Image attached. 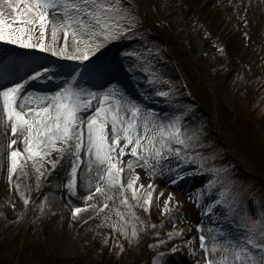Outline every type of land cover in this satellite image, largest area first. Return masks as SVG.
<instances>
[{
  "label": "snow or ice",
  "instance_id": "6c2138e0",
  "mask_svg": "<svg viewBox=\"0 0 264 264\" xmlns=\"http://www.w3.org/2000/svg\"><path fill=\"white\" fill-rule=\"evenodd\" d=\"M4 2L13 9L15 15L5 16L0 11V42L80 63L90 62V58L95 57L110 42L121 37L127 39L124 34L130 32L139 22L131 7L125 6L124 0ZM37 26L38 38L35 37ZM49 29L52 39L46 43ZM61 32L64 36L62 46L58 43ZM124 55L135 57L132 71L139 69L143 72L145 84L153 89L151 93L145 91V98L152 99L157 96L171 104L178 89L170 80L163 79L159 71L154 70L153 62L149 59L152 49L146 52L126 49ZM41 68L42 70L34 68L23 83H14L11 87L5 86L0 90L4 124L6 127L10 126L12 135L16 137L7 145L10 150L9 181L22 158L31 160L36 167L39 161L45 160L54 151L60 154L61 160L67 155L71 157L69 189H74L82 164L87 165L89 173L95 170V193L90 192L85 199L92 200L97 193L100 194L104 204L99 211H104L110 206L108 201L118 196L119 203L125 206L127 212L115 208V215L119 220L112 221L111 226L127 237L128 226L131 225V236L136 237V225L144 221L134 208L139 206L149 211L154 188L152 184L147 186L150 190L141 204L140 189H144V185L141 184L140 189L135 187L139 174H135L127 184L123 182L122 158L127 154L129 146L131 156L135 159L127 162L128 168L131 169L134 163L139 165L142 162L150 176L154 177L157 173L166 171L170 183L177 186L188 176L212 172L213 177L192 193L190 199L201 209L202 215L211 214L213 221L223 220L225 225H235V231L220 227L209 228L207 231L210 235L206 236L203 234L202 224L198 226L205 264H264V211H260L256 218L249 215L241 208V201L232 193L231 188L221 180V174L226 173L227 169L206 167L207 161L214 157L195 151L203 145L198 132L188 134L184 128L183 120L190 110L188 106H184L186 110L183 112L161 119L146 105L130 99L116 85L99 92L76 87L77 77L81 75L78 71L59 90L50 94L26 93L25 86L30 81L53 80L55 73L48 67ZM162 85H168L167 90ZM84 113L89 114L85 116ZM18 140L24 145L23 152L19 148L13 149ZM169 156L174 157L175 163L168 160ZM164 161L167 163H163ZM49 162L53 169L60 163L58 160ZM188 165L198 167L188 171ZM217 185L219 188L213 193ZM88 187H93L91 178L88 180ZM128 190L132 192L131 197L127 195ZM205 196L210 200L207 204L204 203ZM172 198V194H169V199L165 201V212L170 211L168 204ZM131 200H135L136 204H132ZM27 203L28 200L25 199V204ZM220 206L227 209L226 214H216ZM81 211V208H75L74 215ZM126 216L130 218L126 219ZM109 219L110 217H105V220ZM182 231L171 232L167 240H160L150 247L166 246L168 240L181 237ZM186 243L191 244L192 241ZM175 251L177 249L173 247L172 252ZM166 255L158 252L153 264H165Z\"/></svg>",
  "mask_w": 264,
  "mask_h": 264
},
{
  "label": "rangeland",
  "instance_id": "374dc122",
  "mask_svg": "<svg viewBox=\"0 0 264 264\" xmlns=\"http://www.w3.org/2000/svg\"><path fill=\"white\" fill-rule=\"evenodd\" d=\"M128 1L129 5L125 4V6L130 7V5H134L135 9L145 13L147 18H153L154 26L158 28L159 32H161V36L165 40L169 39L172 41V45L176 48V50L183 51L184 53L186 52L192 66L197 72V81L199 85H203V90L207 93L211 106L215 107L218 103L229 104V101L239 88L250 84V82L257 81L261 75L264 74V43L261 45H255L253 51L249 54L248 59L241 60L238 56L239 54L237 53L232 55L227 54V47L223 39L224 36L229 37L228 34L234 27L238 28L241 26V37L244 40H249L251 37V23L247 16H245V13H240L242 19V22H240L235 19L232 20L231 15L233 14L225 12V15L214 25L210 24V22L206 19L207 16L202 15V12L208 15L212 8L214 9L217 5H221L222 3L226 4V0H195V8L188 5V3L186 4L185 0H175L177 3L176 9L179 13L181 12V8L189 13V22L192 24L191 26H188L186 22H174L171 19L172 11L169 9V0ZM203 1L205 3L204 6L202 4ZM198 3H201L200 9L197 8ZM131 10L136 16V12L132 8ZM232 22V28L227 30V28L231 26L230 24ZM194 29H197V34L193 35L194 38H189V36H191L190 31H193ZM217 33L220 34V36L223 35V37L221 38ZM35 37H39L38 26L37 31L35 32ZM59 37L63 38L62 32L59 34ZM60 38H58V42L60 41ZM193 41L199 44L197 49H191L190 42ZM5 45L13 46L9 44ZM126 49L128 51L136 50L139 52H146L148 49H152V56H150L149 59L153 62L154 70L159 71L163 79L170 80L172 85L177 88V83L174 79L175 71L172 67V62L164 57L160 40L158 38H150L149 36H146L144 32L130 37L125 41V43L113 48L108 55L103 56L104 60L102 63L99 60L94 64L79 66L84 67L90 75H95L96 73L101 72L102 66L106 67L105 71H109V67H116L120 61H123V67L131 72L135 57H126L124 55ZM105 56L109 57L105 58ZM232 62H237L241 65L234 71L235 80L229 81L225 77V72L228 70ZM21 63L23 64L24 60ZM8 65L9 63L7 58L0 59V69H3ZM133 72L135 73V76L138 75L137 81H133V84L138 87H142L144 89V93L146 90L148 93H151L153 89L148 88L145 84V74L139 69H136ZM105 83H107L109 87L116 85L110 78H108ZM87 84L88 82L77 85L76 87H83L87 89ZM227 86L229 88L228 90L225 89ZM161 87L164 90H167L168 85H162ZM129 90L131 91V86H129ZM144 93L142 95L143 98L136 99L137 102L146 105L152 111L156 112L161 119H164L166 116H171L174 113L178 114L179 112L186 110L184 107L185 105L178 94L175 95L172 103L169 104L164 102V98L157 96H153L152 99H146ZM152 101L157 106H155ZM177 105L180 107H176ZM246 108L248 110V114H252L257 119L259 123L258 135L264 143V90L257 95L255 102H253L250 106L247 105L246 102L241 101L236 107L238 111H244ZM188 109L190 110L183 120L184 128L188 131V134H191L192 132L201 133L206 129L208 123L211 124L212 122H215L214 118H208L202 111L194 108L191 110L190 107ZM209 110L217 114L214 109ZM2 118L1 122L4 123L3 112ZM2 132L9 135L10 138L4 140L2 143V147L6 150V154L3 165H0V179L7 184V188L0 199V251L5 257L9 258L11 261L9 264L19 263L17 262L16 257H20L22 255H20L19 252L20 243L17 241V238L20 234L25 232L26 228L31 227L32 230L30 232V237L32 236L34 244H29L25 250L28 252L26 254H28L31 259H35L36 257L39 258V256H41V251L44 253L45 251H51L55 257L62 259V264H77L74 259L78 253L87 250L91 239L96 238L94 235L100 232L102 228H105L110 224L112 221L110 219L115 217L114 209L117 207L122 209L125 206L119 203L120 198L117 196L112 201H108L110 205L109 208L104 209V211H99V208L104 204V200L98 193L95 195V198L90 201L91 203H86L87 200L85 198L89 195V193H95L96 182L92 183V188L88 187L86 191L81 190L79 188L80 174L78 172L76 185L74 189L70 190L68 187V181L71 179V169L68 171L62 170L59 166L66 158L69 159V156L65 155L64 159L61 160L58 152H55L53 155L54 160H58L60 163L55 169H53L52 164L48 162L47 169L48 176L51 174L53 179L55 178L59 180V183H57L55 187L54 183L47 181L43 182L41 186H39L38 183V186H34L32 188V195L30 196H27L25 192H19V190L15 189L16 182L15 176L13 175L17 170L18 172H25L28 167V160H25L24 158L21 159L19 169L17 168V170L12 173L11 181H9L10 150L7 145L11 139L16 137L12 135L10 126L2 128ZM203 141H205L203 138L200 139V143L204 146ZM232 142L234 143V141ZM258 145L263 144L259 142ZM15 148H17L16 145L13 146V149ZM19 149L23 152L21 148ZM259 151L261 153L264 152L262 148H260ZM127 156L128 158L135 159L131 156L130 150L129 155ZM214 156L215 154L213 153L209 157ZM122 159L123 164L121 166L124 168V158ZM172 159H174L173 156L168 157V160ZM212 159L213 158L209 159L207 162L210 163ZM6 161L8 167L5 166ZM127 169L128 167L126 166L124 168V172L122 173L123 182L127 184V182L130 179H133L135 174L138 173L139 179L136 181L138 185L135 183V187L137 188L141 184L144 185V189H142V196L147 194V191L150 190L147 186L149 184L153 185L154 191L152 196V207L155 209L158 216L166 217V220L162 224L161 228L164 239L161 240H167L168 234L171 232L183 230L181 237H174L172 240H168L166 246H158L157 248H149L147 250L144 249V244L142 242L136 239V237L131 236L130 230L129 235L131 242L133 243V246H135V249L133 250L134 256L138 258V260H144L145 251L151 252L152 254H155V256H149L146 258L145 264H153V259L156 257L158 252L168 253L169 251H172L173 247H175L177 252L183 255L182 258H180L181 261L178 262L166 256L165 264H205V253L203 250L199 252L200 258H198V233H196V228L197 232L201 235V232L198 231V226L202 224L204 228L203 234L206 236L210 235L207 231L209 228L220 227L223 230H227L220 220L213 221L212 217L202 215L201 209L197 207L196 203L193 202V199H190L191 194L197 189L202 188L209 181V179L203 178L197 182L193 181L187 188L186 185L188 182H183L184 184H180L181 186H175L170 183L168 173L166 171L163 173H157L154 177L150 176L149 171L145 170L142 166V162L139 165L134 163L131 169ZM189 177L191 176L186 178ZM249 186L252 187V184L243 186L240 191H231L241 201V208H244L249 215L255 218L258 214V208L249 198L248 194L252 190L247 188ZM54 188L57 189V193L59 192L67 197L70 195L74 196V198L80 203L84 202L86 204L96 205V207L93 208L92 213L88 214L87 218H85V216H79L73 225H68L64 228L62 240L64 242L67 238L69 242L68 245H70V247H65L64 244L61 247H55V245L47 239L44 223L47 219L49 220L50 217H56L59 213L57 210L50 212L52 206L49 202V194L54 190ZM169 194H172L173 197L168 204L171 213L164 211L165 201L169 199ZM19 195H23L25 199L28 200V203L25 204L24 209H22L21 213L16 217V211L12 212V209H21V204L18 200ZM209 202V197L205 196L204 203L207 204ZM262 203L264 205V201H262ZM93 217L94 220L91 221ZM105 217H110V219L105 220ZM172 217H175V219H171ZM115 219L116 221L119 220V218ZM82 226L83 230H80ZM234 228L235 225H233V229ZM68 229L70 232H68ZM233 229L230 230L233 231ZM221 239L223 238L221 237ZM187 241H192V243L188 244L186 243ZM208 244L210 246V240L208 241ZM38 262L39 261L37 260L36 263Z\"/></svg>",
  "mask_w": 264,
  "mask_h": 264
},
{
  "label": "bare ground",
  "instance_id": "6f19581e",
  "mask_svg": "<svg viewBox=\"0 0 264 264\" xmlns=\"http://www.w3.org/2000/svg\"><path fill=\"white\" fill-rule=\"evenodd\" d=\"M185 1H186V4L188 3V5H191L192 7L195 8V4H194L195 0H185ZM169 2H170L169 9L172 11L171 19L174 22H177V21L186 22L188 26H191L192 24L189 22V13L181 7H180L181 12L179 13V11H177L176 9L177 7L176 1L169 0ZM200 6H201V3H198L197 8L200 9ZM0 11H3L5 16H9V17L15 14L13 9L9 8L7 4L4 2V0H0ZM225 12L233 14L231 15L232 20L235 19L237 21L242 22L240 13H245V16H247L248 20H250L251 37L249 40H244L241 37L242 36L240 32L241 26H239L238 28L234 27L228 34L229 37L224 36V39H223L227 47L228 55L237 53L239 54L238 56L241 60L248 59L249 54L254 49V46L261 45L264 43V0H226V4L217 5L214 9L212 8V10L210 11L208 15H206L203 12H202V15L207 16L206 19L210 22V24L214 25L215 23H217L218 20H220L225 15L224 14ZM232 24L233 22L230 24L231 26H229L227 30L232 28ZM197 29L190 31L191 36H189V38L190 37L194 38L193 35L197 34L198 32ZM218 35L220 36V34ZM220 37L222 38L223 35H221ZM51 39L52 37H51L50 29H49V32L46 36V43L51 42ZM190 43H191V49H197L199 47V44L197 42L193 41ZM240 65L241 64L237 62H232L230 64L228 70L225 72V77L229 81L235 80L234 71ZM110 79L116 84V86L120 90H122L125 93V95H127L130 99L136 100L134 98L135 97L134 93H132V91L129 90V86L132 84L131 76L122 75L120 73L113 72L111 73ZM106 81L107 80H104L99 83L93 84V87H92L93 91L99 92V91H104L105 89H107L109 85L105 83ZM3 87H1L0 90H2ZM8 87H11V86H8ZM225 89L228 90L229 89L228 86ZM30 92H33V91H30ZM2 112H3V103H2V99H0V165H3L5 161V154H6V150L3 149L2 143L4 140L10 138L9 135L2 132V128H6L5 124L1 122V119H3ZM16 146L17 148H21L22 150L24 149L23 143L20 142L19 140ZM47 163L48 161L38 163L36 167H34L33 165H30L29 169L26 170L25 172H18L17 175H15V182H16L15 189L19 190V192H25L27 196H30L32 195V191H31L32 188L34 186H38V183H39V186H41L43 182L47 181L50 183H54V187H55V185L59 183V180L55 178L53 179L51 174L48 176ZM5 166L8 167L7 161L5 162ZM59 166H60V169L62 170H67V171L70 170L71 169V157H69V159L66 158ZM37 168H39V171H37ZM78 172L80 174L79 188L83 191H86L88 189V180L90 178L92 180V183L96 182L95 170L89 173L87 170V165L82 164ZM41 173H43V175H41ZM17 185H19V187H17ZM6 186H7L6 182L1 181L0 179V199L7 188ZM49 202L52 206V208L50 209V212H54L57 210L59 213L56 217H50L49 220L47 219V221L44 223L46 234H47V239L53 245H55V247H61L63 244L65 247H70V245H68L69 242L67 238L65 239L64 242L62 240V237L64 235L63 234L64 228L68 225H73V223H75V221L78 219L79 216H85V218H87L88 214L92 213V210L94 207L88 206L92 204H86L84 202L80 203L72 195L67 197L64 194H61L59 192L57 193L56 188H54V190L49 194ZM77 207L81 208L82 211L74 215V210ZM93 220H94V217L91 219V221ZM80 230H83V226L81 227ZM68 232H70L69 229H68Z\"/></svg>",
  "mask_w": 264,
  "mask_h": 264
}]
</instances>
